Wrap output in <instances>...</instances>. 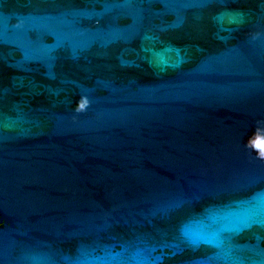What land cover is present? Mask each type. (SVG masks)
I'll use <instances>...</instances> for the list:
<instances>
[{
	"label": "water",
	"instance_id": "95a60500",
	"mask_svg": "<svg viewBox=\"0 0 264 264\" xmlns=\"http://www.w3.org/2000/svg\"><path fill=\"white\" fill-rule=\"evenodd\" d=\"M0 264H264V0H0Z\"/></svg>",
	"mask_w": 264,
	"mask_h": 264
}]
</instances>
